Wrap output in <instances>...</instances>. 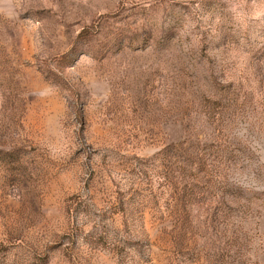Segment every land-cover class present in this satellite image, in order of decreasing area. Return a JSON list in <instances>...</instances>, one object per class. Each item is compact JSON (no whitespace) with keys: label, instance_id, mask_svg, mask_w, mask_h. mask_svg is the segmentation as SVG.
Listing matches in <instances>:
<instances>
[{"label":"rangeland","instance_id":"obj_1","mask_svg":"<svg viewBox=\"0 0 264 264\" xmlns=\"http://www.w3.org/2000/svg\"><path fill=\"white\" fill-rule=\"evenodd\" d=\"M0 264H264V0H0Z\"/></svg>","mask_w":264,"mask_h":264}]
</instances>
